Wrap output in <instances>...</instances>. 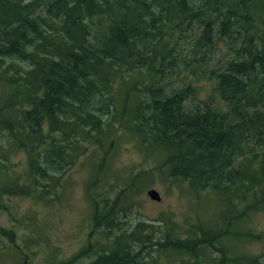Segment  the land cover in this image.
I'll list each match as a JSON object with an SVG mask.
<instances>
[{"label":"trees","instance_id":"trees-1","mask_svg":"<svg viewBox=\"0 0 264 264\" xmlns=\"http://www.w3.org/2000/svg\"><path fill=\"white\" fill-rule=\"evenodd\" d=\"M0 88V197L55 204L85 166L88 264H264V0H0ZM123 139L149 170L112 172ZM143 173L202 212L129 221Z\"/></svg>","mask_w":264,"mask_h":264},{"label":"rangeland","instance_id":"rangeland-1","mask_svg":"<svg viewBox=\"0 0 264 264\" xmlns=\"http://www.w3.org/2000/svg\"><path fill=\"white\" fill-rule=\"evenodd\" d=\"M195 32L197 29L195 31L194 27L188 36ZM188 44L187 38L179 48L182 56L188 54ZM208 56H211V61L219 58L215 51ZM171 81L173 86H195L199 89L198 98H204L209 89L206 78L195 79L192 74L173 73ZM194 102L189 103L190 106ZM144 157L133 142L123 139L121 145L117 146L111 170L120 179L130 173L134 175L149 170L154 155H150L149 162ZM24 158L21 152L10 155L15 169L21 167ZM85 176L86 168L81 163L69 170L64 179L65 190L55 204H35L26 197H0V264L3 261L5 264H88L92 260L91 254L78 256L88 244L90 200L84 188ZM153 177L150 179L149 175L143 173L139 182L136 180L138 184L129 197L135 206L128 215L129 221L135 218L138 211L147 220L157 221L159 217H167L184 226L197 212H202L198 208L202 205L200 201L188 195L185 188L168 186L160 180L158 173ZM149 189L158 192V201L149 199L146 195ZM249 226L256 232L264 233V212L257 214ZM243 248L250 254L264 252V241H254L243 245Z\"/></svg>","mask_w":264,"mask_h":264},{"label":"water","instance_id":"water-1","mask_svg":"<svg viewBox=\"0 0 264 264\" xmlns=\"http://www.w3.org/2000/svg\"><path fill=\"white\" fill-rule=\"evenodd\" d=\"M147 196L151 199V200H155L158 201L159 198V194L157 191H155L154 189H150L147 191Z\"/></svg>","mask_w":264,"mask_h":264},{"label":"bare ground","instance_id":"bare-ground-1","mask_svg":"<svg viewBox=\"0 0 264 264\" xmlns=\"http://www.w3.org/2000/svg\"><path fill=\"white\" fill-rule=\"evenodd\" d=\"M195 26V25H194ZM198 32V31H197ZM199 33V32H198ZM181 44V43H180ZM162 59H164V58H162Z\"/></svg>","mask_w":264,"mask_h":264}]
</instances>
